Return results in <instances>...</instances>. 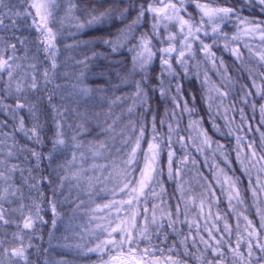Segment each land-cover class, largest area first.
Returning <instances> with one entry per match:
<instances>
[{
  "label": "clouds",
  "instance_id": "obj_1",
  "mask_svg": "<svg viewBox=\"0 0 264 264\" xmlns=\"http://www.w3.org/2000/svg\"><path fill=\"white\" fill-rule=\"evenodd\" d=\"M33 3L0 0V264H103L129 248L197 264L193 234L213 224L225 264L229 242L247 257L250 241L249 264H264L244 219L259 227L256 201L264 208V0H44L40 15ZM149 143L151 179L120 215L139 208L142 227L155 207L178 222L91 252L106 235L96 205L127 195L120 186L136 184ZM220 171L236 182L233 199Z\"/></svg>",
  "mask_w": 264,
  "mask_h": 264
},
{
  "label": "snow or ice",
  "instance_id": "obj_2",
  "mask_svg": "<svg viewBox=\"0 0 264 264\" xmlns=\"http://www.w3.org/2000/svg\"><path fill=\"white\" fill-rule=\"evenodd\" d=\"M200 10L204 13V15L209 17H215L218 14V10L203 6L196 5ZM33 7L37 11V15H40L41 10L44 8V0H34ZM150 12H154L157 15L165 14L164 8H152L149 7ZM227 11V10H224ZM166 19H173L171 16H165ZM181 23H186V21H181ZM205 49L208 47L204 46ZM173 49H169L172 51ZM233 55H238L239 50L236 48L232 49ZM184 53L181 52L180 56H183ZM167 63V61H163ZM6 58H0V69L5 66ZM264 92V89L257 88V93ZM261 135L264 136V132H261ZM201 142L204 144H209V138L206 135L201 136ZM239 144V141L237 142ZM156 148L157 145L153 143L148 144L147 150L151 153V159L148 163L145 164L142 175L138 178L136 184L129 188L127 184L120 186V191L122 193H127L123 198H115V193H113L112 199H107L102 201V203H98L96 205L95 212L99 213L98 215H94L93 219L97 221L95 224L96 229L102 230L106 235L102 240L97 243L96 247L90 249L91 252L100 253L103 255L104 250L107 246H121L123 245L125 238H127V242L131 243L133 241L134 235H139L145 237V239L150 238L151 234V226L161 224L163 220H168V228L173 229L175 223L178 221L172 218V213L170 210L163 208H153L151 220H149L148 212L149 209L145 207L143 209V226L141 227L140 216L141 212L139 208L133 209L129 207L127 214L120 215L121 212H124V205H131L134 200L138 201L139 197L144 194V190L151 179L152 175V163L151 160L156 157ZM96 155H100L99 149H94ZM237 161L240 163L242 169L247 171V160L241 155H237ZM97 165H93L96 167ZM100 167H103L102 165ZM123 172L122 169L117 167L113 168V174L121 175ZM78 178L80 177V173H74ZM86 190L93 191L96 187L97 178L94 176H88L86 178ZM218 182H222L226 188V195L229 199H233L235 194L239 195L238 188L236 186L235 180L224 174L222 171L217 173ZM261 192H264V186L261 188ZM252 195L257 196V192L253 189ZM257 209L256 214L259 218V227H257L256 222L254 220L249 219L248 217H244L247 222V228L251 229L248 231V236L253 237L256 240V247L264 248V245L260 244V229L264 228V208L259 207V201H256ZM114 219H113V215ZM191 223V221H189ZM28 223H25L24 227H29ZM216 225L213 224L211 228L206 229L207 235L201 234L197 231L196 234H193V238L200 239L201 243L204 245V250L199 252L195 256V260L197 264H225V250L221 246V239H218L215 233L213 232V228ZM225 230L230 231V225L225 223ZM117 234H119V240L116 239ZM165 238H167L168 233H165ZM180 243L182 245L186 244V240H181ZM185 253H187V247L184 248ZM17 249H13V253L15 254ZM228 252L232 254L233 264H249V261L252 258L253 254V245L251 241L247 245V257H245L244 251L239 247H231V243L229 242ZM161 255H148L147 250L143 255L137 253L136 249L129 248L127 251H119L115 255H110L107 261H104L103 264H180V260L177 256H173L171 254L164 255L163 249H161ZM216 259L213 260L212 258Z\"/></svg>",
  "mask_w": 264,
  "mask_h": 264
}]
</instances>
